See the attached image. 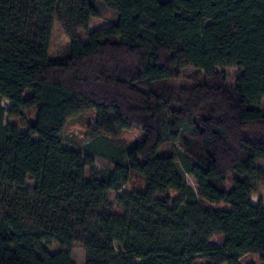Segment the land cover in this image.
<instances>
[{
	"label": "trees",
	"instance_id": "16d2710c",
	"mask_svg": "<svg viewBox=\"0 0 264 264\" xmlns=\"http://www.w3.org/2000/svg\"><path fill=\"white\" fill-rule=\"evenodd\" d=\"M100 8L114 20L93 31ZM55 22L68 45L51 59ZM263 98L264 0H0V264H74L75 243L83 264H264V207L251 203ZM81 114L88 150L116 152L111 172L63 147ZM123 131L140 138L125 152Z\"/></svg>",
	"mask_w": 264,
	"mask_h": 264
},
{
	"label": "rangeland",
	"instance_id": "374dc122",
	"mask_svg": "<svg viewBox=\"0 0 264 264\" xmlns=\"http://www.w3.org/2000/svg\"><path fill=\"white\" fill-rule=\"evenodd\" d=\"M101 2V0H98ZM114 20L113 14L107 11L104 8H100V16L93 20L92 23V30L99 31L111 26L112 21ZM67 41L62 37L60 27L57 22L54 23L52 32H51V39L49 44V57L51 59H58L61 58L64 53L66 52L67 48ZM191 69H186L183 71V74L191 73ZM238 71L236 69H231L227 71L228 81L232 83L236 78ZM29 95L28 93L24 94V98H27ZM1 105L8 109L10 107V103L6 100H2ZM261 107L264 112V98L261 100ZM35 111L29 110L25 111L23 114V121L24 123H31L34 120ZM92 115L89 114H81L76 117L70 118L63 127V130L60 133V140L63 147L70 151L79 152L83 155L88 156L94 162L93 171H108L111 172L113 170L112 161L117 157L116 152L107 149L103 146L96 145V150H88V146L91 145L92 140L87 135L88 127H89V120L91 119ZM4 124L15 125L19 128L22 133L26 132V128L23 127L22 121L19 119H4ZM119 141L123 142L124 150L123 152L129 150L133 145L140 141V138L136 135L128 132L123 131L118 136ZM161 152H169L172 153L174 156H177L178 153H182L183 150L178 144H168L163 145L160 148ZM176 168L179 175L184 178L187 185H189L194 191H196V184L191 176L187 175L179 160L176 162ZM255 168L264 170V160L257 161L255 163ZM91 175V170L88 168L86 169V179L89 180ZM231 176H229L230 179ZM229 179L226 184L227 191L230 190V182ZM141 180L138 178H131L130 181L125 185L124 191L131 192L140 187ZM27 187L30 189L34 188V183L31 181H27ZM174 194H170L173 196ZM110 200L114 206L116 212H119V208L115 203V195H110ZM251 203L253 205H262L264 207V185L258 184L256 191L251 196ZM220 209H228L227 204H220L217 206ZM219 238H216L215 241H218ZM42 247L47 249L50 253H55L59 250V247L54 243H41ZM115 251L120 253L121 250L118 245L114 246ZM85 260V252L84 248L81 244L75 243L72 248V261L74 264H83ZM197 264H203L202 261H197ZM239 264H260L258 261L257 256L255 255H245L243 256Z\"/></svg>",
	"mask_w": 264,
	"mask_h": 264
}]
</instances>
